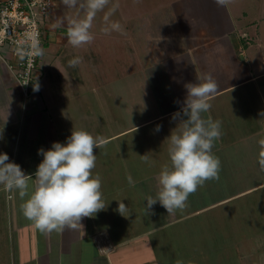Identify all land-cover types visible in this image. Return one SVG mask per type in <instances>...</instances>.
Here are the masks:
<instances>
[{
    "label": "crops",
    "instance_id": "crops-1",
    "mask_svg": "<svg viewBox=\"0 0 264 264\" xmlns=\"http://www.w3.org/2000/svg\"><path fill=\"white\" fill-rule=\"evenodd\" d=\"M54 1L33 83H39V91L25 96L0 59V153L34 178L43 160L38 150L66 143L73 128L102 138L105 144L94 149L93 175L101 177L106 207L83 218V228L45 234L23 216L18 192L0 185V264H264L259 254L264 249V170L259 164L264 158L259 143L264 140V0H231L226 7L213 0H167L155 23L167 28L150 39L144 57L134 53L132 41L124 43L134 37L127 22L136 17L130 12L117 18L127 25L130 36L124 38L101 31V12L95 19L100 30L92 32L106 42L81 47L98 48L91 56L107 78L99 81L89 76L72 80V71L90 61L80 59L69 67L80 48L67 43L66 20L78 10ZM131 1L132 9L139 0ZM58 18L65 19V26H56ZM108 42L120 52L106 48L107 55L102 49ZM3 52L12 59L7 48ZM205 73L218 83L204 115L221 121L213 148L221 162L219 180L190 194L183 210L168 215L157 202L145 213L144 198L155 197L156 177L170 164L167 138L179 123L173 114L183 106L184 85L198 83ZM77 85L81 93L74 90ZM33 184L34 179L29 191ZM122 200L126 217L117 211ZM218 247L233 249L232 255L217 257Z\"/></svg>",
    "mask_w": 264,
    "mask_h": 264
},
{
    "label": "clouds",
    "instance_id": "clouds-1",
    "mask_svg": "<svg viewBox=\"0 0 264 264\" xmlns=\"http://www.w3.org/2000/svg\"><path fill=\"white\" fill-rule=\"evenodd\" d=\"M61 3L68 10H78L77 16L66 20L67 43L73 48H81L94 40L92 29L98 13L104 12L101 28L104 34L122 31L121 24L110 19L118 5L105 12L110 0H61ZM213 3L217 7H226L231 0H213ZM56 26H65V19L58 18ZM28 39L31 40L30 50L21 49L18 52L20 58L25 55L42 57L43 49L38 38L29 36ZM80 62L77 57L69 60L68 65L76 67ZM184 87L187 95L183 106L173 114V119L179 123L167 138L170 164H165L156 177L158 191L155 197L144 198L147 201L145 213L157 202L168 215L183 210L190 194L207 181L219 180L221 162L213 148L221 135V121L204 115L211 108L209 100L218 92V83L210 73H205L198 83H186ZM39 89V83L33 84L34 91ZM260 115L264 117V112ZM159 130L160 126H157L156 131ZM259 143L264 146V140ZM104 144L102 138L94 137L84 129L73 128L66 143L53 142L49 150H38L43 160L37 166L34 178L26 175L18 164L9 162L6 153H0V185L6 191L18 192L23 201L20 205L23 216L41 233L62 232L65 228L78 230L83 228V218L93 217L106 207L101 177L93 175L97 159L94 149ZM141 158L145 163L149 162L147 155ZM259 164L264 170V158ZM33 179L29 191V181ZM127 179L134 186L130 175ZM118 202L117 211L126 217L128 207L123 200Z\"/></svg>",
    "mask_w": 264,
    "mask_h": 264
},
{
    "label": "built area",
    "instance_id": "built-area-1",
    "mask_svg": "<svg viewBox=\"0 0 264 264\" xmlns=\"http://www.w3.org/2000/svg\"><path fill=\"white\" fill-rule=\"evenodd\" d=\"M54 5V0H0V59L12 71L25 96L32 92L42 57L25 55L21 59L18 52L30 50L29 36L37 37L44 48L45 29ZM6 48L12 59L6 58Z\"/></svg>",
    "mask_w": 264,
    "mask_h": 264
},
{
    "label": "rangeland",
    "instance_id": "rangeland-1",
    "mask_svg": "<svg viewBox=\"0 0 264 264\" xmlns=\"http://www.w3.org/2000/svg\"><path fill=\"white\" fill-rule=\"evenodd\" d=\"M120 0V4H121ZM167 2V0H139L138 5H136L135 7L138 8V12H136L137 9H135V7H133L132 9L130 8L132 1L131 0H123V3L118 6L116 8V11L114 12V14L111 16L110 19H112L113 21H118L121 26H122V31H112V35H122L120 37H129V32L126 30L125 31V26L127 27V25H125V23L121 22L120 19H117L119 17H123L125 18L129 16V13L131 12V16L136 17L133 21L132 19L131 21H129L128 27L131 29V31L133 32V39L132 37L127 39L126 42L131 43V41L134 43L132 44L134 46L133 51L134 53L140 52L141 53V57L146 56V54H148V50H149V42L151 41L150 39L154 38V35L157 32H162L163 28H167V24H155L156 22H158V20L160 19V6ZM129 6H128V4ZM111 5V6H110ZM116 5L113 3V0H110V4L108 6H110V8ZM55 6V5H54ZM109 8H106L105 11L107 12ZM129 9V11H128ZM100 13L97 14L96 19H100ZM96 22L94 21V26L93 28H97L95 31L99 32L100 30V24H95ZM148 23H152L150 25H148ZM150 27V28H149ZM99 29V30H98ZM45 39V38H44ZM98 39V37H97ZM99 40V39H98ZM96 40V38L93 41H97L99 42H106L104 41H98ZM138 42V43H137ZM123 43V44H124ZM138 44L135 46V44ZM122 44V45H123ZM106 48H112V50L114 51V53H118L120 52V47L118 45H115V42H108L104 45V48L102 49L103 51L106 52L107 55H109L111 53V51H108ZM92 49V50H91ZM97 50L98 48H94V46L92 47H87V48H80V50H77V53L80 57V59H88L90 61V65L93 64L94 65H88L86 68H79L78 70L75 69L72 71V80H79L81 81L82 78L84 79V77L89 76V78L91 77L94 81L96 79V81H99L102 78H104V80H107L106 75L101 76L100 73H98L96 67L99 66V63L97 60L94 59V57L91 56V52L93 53V51L95 52V50ZM91 57V58H90ZM97 58L101 59V57L99 56V54H97ZM111 58V57H110ZM88 72V73H87ZM12 73V71H11ZM104 74H108L109 77L110 76H116V72H107ZM74 90L77 91V93H81L83 91V88H79L78 85L76 87H74ZM136 95V94H133ZM251 250V249H250ZM253 251H257V249H253ZM214 252H216L218 255L217 257H226V253H231L233 252V249H225V247L223 248H216L214 249ZM261 252V253H260ZM259 254H261V256H264V249L263 248H259ZM232 255V253L230 254ZM234 255V254H233ZM231 257V256H230Z\"/></svg>",
    "mask_w": 264,
    "mask_h": 264
}]
</instances>
